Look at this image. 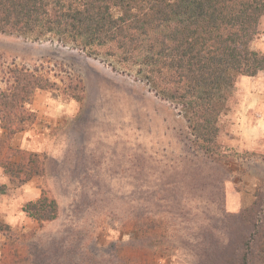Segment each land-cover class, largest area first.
<instances>
[{
	"label": "rangeland",
	"instance_id": "obj_1",
	"mask_svg": "<svg viewBox=\"0 0 264 264\" xmlns=\"http://www.w3.org/2000/svg\"><path fill=\"white\" fill-rule=\"evenodd\" d=\"M251 46L264 54V16ZM16 67L56 85L32 93L22 130L10 134L0 116V223L9 226L0 261L17 252L13 264H207L264 190V71L237 80L219 120V163L171 103L100 58L0 33V90L12 88ZM20 151L45 160L24 183L3 168ZM44 193L59 213L40 223L23 207Z\"/></svg>",
	"mask_w": 264,
	"mask_h": 264
},
{
	"label": "trees",
	"instance_id": "obj_2",
	"mask_svg": "<svg viewBox=\"0 0 264 264\" xmlns=\"http://www.w3.org/2000/svg\"><path fill=\"white\" fill-rule=\"evenodd\" d=\"M263 16L264 0H0V33L56 40L133 76L171 103L200 149L221 163L219 120L237 80L264 71V54L251 46ZM11 72L14 85L0 90V116L14 134L22 130L16 121L31 116L24 105L32 93L56 83L40 69ZM17 155L2 165L12 181L24 183L44 172L39 153ZM253 197L233 216L227 243L205 257L207 264H264V190ZM23 210L43 223L58 217L59 204L44 193ZM16 254L0 264L15 263Z\"/></svg>",
	"mask_w": 264,
	"mask_h": 264
}]
</instances>
